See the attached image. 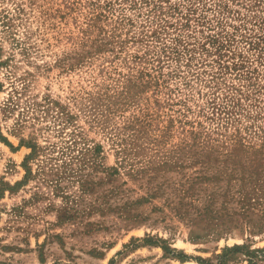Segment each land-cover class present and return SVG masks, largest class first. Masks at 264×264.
Instances as JSON below:
<instances>
[{"label":"rangeland","instance_id":"rangeland-1","mask_svg":"<svg viewBox=\"0 0 264 264\" xmlns=\"http://www.w3.org/2000/svg\"><path fill=\"white\" fill-rule=\"evenodd\" d=\"M0 264H264V0H0Z\"/></svg>","mask_w":264,"mask_h":264},{"label":"trees","instance_id":"trees-1","mask_svg":"<svg viewBox=\"0 0 264 264\" xmlns=\"http://www.w3.org/2000/svg\"><path fill=\"white\" fill-rule=\"evenodd\" d=\"M216 5L218 6L217 7L218 12H222V10L224 9V8H222V4L221 3L220 4L216 3ZM219 25L221 26V23H219ZM186 27H188V26L185 25L184 28H186ZM206 39H208L207 40V44L210 45V47L212 49H214L215 51H220L222 49L221 48L222 46L216 45L218 43V39L216 38L215 34L207 36ZM258 44H259V42H255L253 40H250V42L248 43V45H250L253 50H257ZM202 49L204 51H206V52H208V51L210 52L209 48L208 47L205 48L204 45H203ZM233 66H234L233 67L234 69L238 67L237 64H233ZM223 67L224 68H228V66H223ZM251 73L252 72H249V74H251ZM249 74H247V75H249ZM238 77L241 78V77H244V76L242 74H238ZM245 77H248V76H245ZM245 79H247V78H245ZM235 108H236V106H234V105H232V106L231 105H226V107H222V106L219 107V105L212 104L211 116L216 117V119H218V120H222L223 119L222 116H229L230 117L234 113ZM251 254L252 253H249L248 255L250 256Z\"/></svg>","mask_w":264,"mask_h":264}]
</instances>
